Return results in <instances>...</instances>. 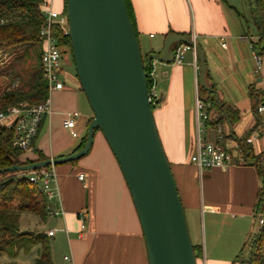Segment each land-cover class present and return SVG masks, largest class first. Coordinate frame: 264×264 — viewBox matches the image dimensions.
<instances>
[{
    "label": "crops",
    "instance_id": "0c3cea01",
    "mask_svg": "<svg viewBox=\"0 0 264 264\" xmlns=\"http://www.w3.org/2000/svg\"><path fill=\"white\" fill-rule=\"evenodd\" d=\"M128 2L141 53L145 50V56L152 52L159 54L169 32L190 36L204 51L207 85L216 91V98L238 110L239 119L233 123L225 120L220 128L221 134L234 136L226 138L223 144L219 129L204 126L202 131L205 141L221 143L232 155V163L199 170L190 161L197 134L196 52L185 50L180 63L154 62L152 102L157 98L160 102L153 103L152 111L191 241L200 246L203 264H231L248 235L256 230L253 208L260 178L254 166L234 160L242 159L236 138L242 139L249 133L254 153L264 155V108L256 113L250 98L252 89H264L263 53L259 54L261 67L257 68L253 51L259 52L252 48L258 37L255 31L243 30L226 0ZM25 49L0 50V94L10 85L20 86L29 78L21 64L15 68V59L21 55L20 51L27 53ZM42 49L40 42L29 51L36 58ZM60 77L64 87L51 92V113L40 125L34 141V148L47 159L73 153L84 134L83 124L92 117L76 74L62 69ZM73 111L80 114L75 124L78 136L72 137L76 141L68 136L59 138V132L67 130L64 120ZM11 121L4 118L1 122ZM67 133L70 135L68 130ZM27 152L30 153L27 158L36 157L33 150ZM233 153L239 156L233 157ZM21 159L25 158L21 155ZM54 171L63 213L48 215L43 224H49L40 229L54 230L49 237L55 262L67 254L73 264H148L134 203L103 134H94L86 157L75 163L55 165ZM79 174H83L82 180ZM80 213L85 217L81 233Z\"/></svg>",
    "mask_w": 264,
    "mask_h": 264
},
{
    "label": "water",
    "instance_id": "95a60500",
    "mask_svg": "<svg viewBox=\"0 0 264 264\" xmlns=\"http://www.w3.org/2000/svg\"><path fill=\"white\" fill-rule=\"evenodd\" d=\"M65 4L75 74L92 110L86 142L67 156L13 164L0 173L79 160L90 151L94 130L99 129L129 189L148 264H196L184 208L155 123L151 105L160 100H150L148 73L153 62H172L174 49L187 44L198 58L199 88L214 91L205 80L202 47L186 34L169 32L161 52L144 59L125 0Z\"/></svg>",
    "mask_w": 264,
    "mask_h": 264
},
{
    "label": "trees",
    "instance_id": "16d2710c",
    "mask_svg": "<svg viewBox=\"0 0 264 264\" xmlns=\"http://www.w3.org/2000/svg\"><path fill=\"white\" fill-rule=\"evenodd\" d=\"M43 2L44 0H0V50L18 47L26 43L38 42L40 44L42 42L40 29L45 18L42 11ZM252 2L254 9L250 21L258 37L252 47L257 49L258 54H262L264 53V46H261L264 39V0H252ZM125 3L133 23L128 0H125ZM61 10L66 14L65 0H62ZM52 35L60 47L61 59L63 48L69 50L72 57L67 26L62 27L55 23L52 26ZM39 52L35 58L37 68L28 75L27 81L20 86L10 85L0 94V113H6L8 108L24 103L37 104L47 97V83L42 73L41 53ZM149 87H151L150 79ZM198 97L204 103L206 116L204 125L219 129L221 143L229 136L234 137L231 133L228 135L221 134L220 128L225 120L230 123L237 121L239 119L238 110L218 100L215 90L208 91L199 88ZM250 98L253 109L257 113L264 101V89H252ZM151 107L153 108V104ZM90 119L86 122V129ZM97 131L100 130L95 129L94 134ZM250 134H246L242 139L236 138L242 159L234 161L237 163L245 162L254 166L260 178V186L253 208L258 227L248 235L231 264H264V155L263 153H254L252 144L248 141ZM12 136L13 124L8 125L0 122V169L13 164L25 165L47 159L46 155L34 148V143L32 150L36 153V157L34 159H21V155L25 151L13 146ZM85 142L86 130L74 151L82 148ZM26 172L15 170L0 173V257L5 256L9 263L18 264L16 259L22 252L27 255L33 253L35 264H55L51 252L50 237L46 232L41 229L34 231H21L19 229L20 217L23 213L36 216L39 223H44L48 217L49 202L45 195L39 191L38 186L28 180ZM193 250L195 258H197L201 253L200 246L193 245Z\"/></svg>",
    "mask_w": 264,
    "mask_h": 264
},
{
    "label": "built area",
    "instance_id": "2783aa9c",
    "mask_svg": "<svg viewBox=\"0 0 264 264\" xmlns=\"http://www.w3.org/2000/svg\"><path fill=\"white\" fill-rule=\"evenodd\" d=\"M44 14V22L40 29L42 37L43 49L41 51V69L47 83V97L45 100L37 104H21L19 106L10 107L6 113H0V122L4 118H12L13 136L12 144L19 150L30 151L33 149V143L43 119L47 118L51 113L50 94L53 90L62 89L64 82L60 77L62 72L61 51L56 39L52 35V26L57 23L62 27L67 26L66 14L61 9L52 7L49 1H44L42 4ZM224 46V44H222ZM253 48V47H252ZM185 50L195 49L187 44H180L174 49V62L180 63L183 59ZM253 56L257 64V68L261 65L260 55L254 50ZM154 62L148 73V79L151 80L149 87L150 100L153 98V79ZM264 107H259L262 110ZM78 111H73L68 114L63 122L72 137H77L78 133L75 130L76 119L79 117ZM195 116L197 122L196 147L195 151L190 155V161L199 169L209 168L212 166H226L232 163V155L221 145L220 142H207L203 139L202 131L204 129L205 110L204 103L197 96L195 102ZM2 123V122H1ZM248 141H250L248 139ZM28 180L37 185L39 191L45 195L48 203V215L57 216L63 213L59 199V187L56 183V175L54 166L39 167L26 172ZM84 178L83 174H79V179ZM80 233L85 228V217L83 213L79 215ZM262 222V220H260ZM48 236L54 234V230L50 229L47 232ZM55 264H73L69 255L65 254L61 260Z\"/></svg>",
    "mask_w": 264,
    "mask_h": 264
},
{
    "label": "rangeland",
    "instance_id": "374dc122",
    "mask_svg": "<svg viewBox=\"0 0 264 264\" xmlns=\"http://www.w3.org/2000/svg\"><path fill=\"white\" fill-rule=\"evenodd\" d=\"M226 1H227L228 8H230L232 11H234L236 16H237V19L241 21L242 26H243V30L246 32V31H248V29H250V31L253 33L255 31V29L253 27L252 22L250 21L251 20V14H253V9H254L252 0H226ZM49 3H51L53 8L59 10V8L62 4V0H49ZM233 9H235V10H233ZM35 45L38 46L40 44L38 42L33 43V44H27L26 43V44L19 45L18 47L17 46L14 47L17 50H20L21 48H26L25 50H28L27 53H26V51L24 53H23V51H20L19 54H21V55L19 56V58L17 57L15 59V68H17L18 65L21 64L22 71H24L25 75L33 73L37 68V61L33 57L32 51H29L31 49V47L32 46L34 47ZM141 46L144 49L143 44H141ZM261 46H264V39L262 40ZM63 50H64V48L62 49V59H61L62 69L64 71H67V72L75 73L74 63H73L70 51L67 49H65L64 51ZM145 53H146L145 50H142V56L144 59L146 57ZM263 62H264V53H263ZM84 97L86 99L88 107L90 108V105L87 101L85 94H84ZM90 110H91V108H90ZM11 120H12V118L8 117V121H11ZM85 129H86V124H83V128H81V131L85 132ZM97 132L102 134L101 131H97ZM66 136H68L67 138L72 139V141L73 140L76 141V138L73 139L72 136H70L67 133V130L62 129V132H59V138H65ZM29 155H30V153L25 151L22 153V158H27V157H29ZM87 155H88V153L86 155H84L83 157H86ZM237 156H239V155L233 153V157H237ZM83 157H81L80 159H82ZM115 160H116V158H115ZM116 162H117V160H116ZM117 164H118V162H117ZM118 166H119V164H118ZM47 224H49V223L48 222H46L45 224L39 223V221L37 220V217L34 215H31L28 213H23L20 217L19 229L21 231H34V230H39L40 228L46 227ZM254 224H255V219L253 221V225ZM254 227H255V225H254ZM254 227H253V229H257V227H258L257 221H256V227L255 228ZM53 255H55V254H53ZM199 256L197 257L196 262H197V264H203V259L200 258ZM16 262L18 264H35L34 263V254L32 253V255H27V254L22 252L18 256V258L16 259ZM0 264H12V263H9V261H7L6 257L3 256V257H0Z\"/></svg>",
    "mask_w": 264,
    "mask_h": 264
}]
</instances>
